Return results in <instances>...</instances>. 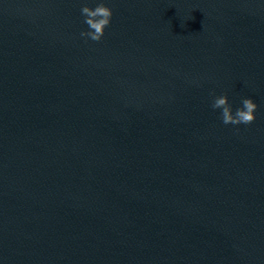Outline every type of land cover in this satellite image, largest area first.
Segmentation results:
<instances>
[{
  "label": "water",
  "instance_id": "obj_1",
  "mask_svg": "<svg viewBox=\"0 0 264 264\" xmlns=\"http://www.w3.org/2000/svg\"><path fill=\"white\" fill-rule=\"evenodd\" d=\"M0 264H264V0H0Z\"/></svg>",
  "mask_w": 264,
  "mask_h": 264
},
{
  "label": "clouds",
  "instance_id": "obj_2",
  "mask_svg": "<svg viewBox=\"0 0 264 264\" xmlns=\"http://www.w3.org/2000/svg\"><path fill=\"white\" fill-rule=\"evenodd\" d=\"M81 14L85 17L84 22L88 26L89 31H82L80 35L99 42L105 34V29L110 25L113 15L112 9L101 2L95 8L87 5L83 6ZM241 103L242 107L237 108L235 113H233L227 95H220L214 97L211 107L214 110H222L221 120L225 125L251 124L256 118L254 113L258 106L251 98H244Z\"/></svg>",
  "mask_w": 264,
  "mask_h": 264
}]
</instances>
